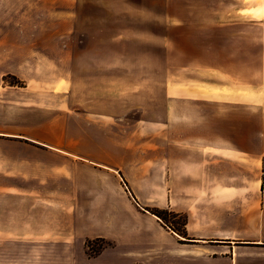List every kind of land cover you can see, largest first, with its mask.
<instances>
[{"label": "crops", "instance_id": "crops-1", "mask_svg": "<svg viewBox=\"0 0 264 264\" xmlns=\"http://www.w3.org/2000/svg\"><path fill=\"white\" fill-rule=\"evenodd\" d=\"M50 3L65 1L0 0V83L17 76L19 88L27 89L36 68L63 66L70 52L63 37L76 32V16L50 12ZM216 5L215 24L201 29L215 34L216 43L201 45L200 59L185 63V75L170 71L164 122H153L160 139L138 142L132 160L141 178L151 172L152 179H164L153 194L167 197L169 210L183 215L184 234L141 207L151 218L120 237L101 223L80 224L77 212L89 205L73 198L82 192V178L88 185L96 181L95 172L82 176L80 170H94L98 160L66 150L62 132L41 139L28 104L33 95L9 89L0 98V245L10 247L0 252V264H264V0ZM186 17L209 19V12L192 10ZM48 36L55 37L53 53ZM208 52L216 60L207 59ZM60 79L58 72L47 83L53 96L62 89ZM105 167L121 178L118 169ZM95 237L113 245L89 256L84 243Z\"/></svg>", "mask_w": 264, "mask_h": 264}, {"label": "rangeland", "instance_id": "rangeland-1", "mask_svg": "<svg viewBox=\"0 0 264 264\" xmlns=\"http://www.w3.org/2000/svg\"><path fill=\"white\" fill-rule=\"evenodd\" d=\"M64 1V5L48 6L50 12L59 8L66 16L71 13L76 16V32L63 37L70 51L63 66L58 68L49 62L36 68L31 78L33 84L27 89L19 88L23 85L19 77H6L0 83L4 88L0 90V98L9 89L28 91L33 95L28 104L41 139H56L62 132L68 145L66 150H76L82 156L98 160L94 170H80L82 176L93 177L92 173H96V181L90 185L82 178L79 184L82 192L73 198L80 207L89 205L88 212H77L82 217L80 224L101 223L109 235L120 237L121 231L136 230L133 225L150 219L151 213L166 228L181 233L183 215L169 210L167 197L153 194L154 189L159 191V186H165L164 179H152L151 172L141 178L142 173L137 172L132 160L136 161L138 142L150 144L160 139L154 136L153 122H164L170 71L185 75V63L200 59L201 45L216 43L215 34L206 36L201 31L204 26L210 27V22H216L211 17L216 12V0ZM192 10L209 12V19L186 17ZM52 24L53 19H49L50 27ZM68 27L66 24L67 32ZM47 40L53 53L55 37L48 36ZM214 53H206L207 59L216 60ZM105 60L113 66L105 69L98 64ZM58 72L63 91L53 96L45 88ZM106 74L110 80L104 81ZM126 157L130 160L123 162ZM105 166L118 169L121 178ZM89 186L96 189V194L83 193ZM112 245V241L103 237L84 243L86 253ZM9 247L0 245V252H9Z\"/></svg>", "mask_w": 264, "mask_h": 264}, {"label": "trees", "instance_id": "trees-1", "mask_svg": "<svg viewBox=\"0 0 264 264\" xmlns=\"http://www.w3.org/2000/svg\"><path fill=\"white\" fill-rule=\"evenodd\" d=\"M184 222H185V218L183 217V220H182V231H181V233H179L180 235H181V234H184V231H183ZM88 242H89V241H88ZM86 246H87V249H88L89 244L86 245ZM102 248H103V246H102V247H99L97 250H91V251L88 253V255H89V256H93V255L97 254Z\"/></svg>", "mask_w": 264, "mask_h": 264}, {"label": "built area", "instance_id": "built-area-1", "mask_svg": "<svg viewBox=\"0 0 264 264\" xmlns=\"http://www.w3.org/2000/svg\"><path fill=\"white\" fill-rule=\"evenodd\" d=\"M261 181H262V185H264V170L262 171Z\"/></svg>", "mask_w": 264, "mask_h": 264}]
</instances>
